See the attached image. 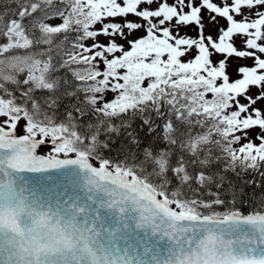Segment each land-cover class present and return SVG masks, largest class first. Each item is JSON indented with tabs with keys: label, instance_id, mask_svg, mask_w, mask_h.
I'll return each mask as SVG.
<instances>
[{
	"label": "snow or ice",
	"instance_id": "snow-or-ice-1",
	"mask_svg": "<svg viewBox=\"0 0 264 264\" xmlns=\"http://www.w3.org/2000/svg\"><path fill=\"white\" fill-rule=\"evenodd\" d=\"M0 264H264V0H0Z\"/></svg>",
	"mask_w": 264,
	"mask_h": 264
}]
</instances>
